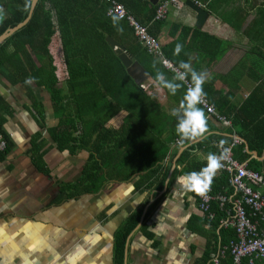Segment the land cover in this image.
I'll list each match as a JSON object with an SVG mask.
<instances>
[{
	"label": "crops",
	"instance_id": "0c3cea01",
	"mask_svg": "<svg viewBox=\"0 0 264 264\" xmlns=\"http://www.w3.org/2000/svg\"><path fill=\"white\" fill-rule=\"evenodd\" d=\"M143 1L154 6L163 0ZM186 1L170 6L149 33L174 67L190 61L195 70L208 73L206 100L229 126L207 118L203 139L182 141L176 134L172 113L186 84L175 95L161 86L157 70L168 79L174 71L151 58L127 29L117 39H105L120 44L144 70L140 84L104 39L119 63L106 53L110 70L99 76L79 72L75 90L68 91L55 21L47 47L51 63L42 51L36 58L26 44L27 56L7 59L11 69L27 63L55 68L57 86L68 99L62 115L44 85L29 76L22 81V74L7 75L9 68L0 67V137L6 143L0 154V264H119L115 256L120 264H209L202 258L205 250L214 251L218 228L205 221L195 192L176 181L203 168L204 157L216 154L214 144L231 138L239 141L231 149L233 159L264 174V34L250 28L264 0H194L208 13L200 25ZM238 8L244 17L239 21L230 17ZM178 43L183 49L174 55ZM5 48L10 56L13 48ZM101 61L83 63L92 69ZM93 95L100 98L99 107L92 104ZM61 130L70 138L62 149L53 139ZM90 163H98L99 170L86 173ZM222 193H233L229 182ZM125 232L124 247L116 254L115 244Z\"/></svg>",
	"mask_w": 264,
	"mask_h": 264
},
{
	"label": "trees",
	"instance_id": "16d2710c",
	"mask_svg": "<svg viewBox=\"0 0 264 264\" xmlns=\"http://www.w3.org/2000/svg\"><path fill=\"white\" fill-rule=\"evenodd\" d=\"M116 1L121 3L126 8V11L131 14L137 22L146 26L148 33L150 32V27L152 25L161 21L154 19L156 9L160 3L152 6L143 0ZM29 2L30 0H0V34L26 18ZM109 6L110 3L103 0H38L34 7V11H32V14L26 24L0 44V67L4 66L6 69L10 67L7 63V59L9 57H16L17 55L27 56L25 50L22 49V45L24 44L28 45L30 51L34 53L36 52V58L39 59L37 50L42 51L43 54L48 56L47 47L50 43V38L55 32L56 27L53 23V21H55L60 37L61 54L67 75L65 85H67L68 91L70 89L72 91L75 90L73 83L76 80L77 73L86 72L89 74L90 72L99 76L100 72H107L110 70V68L106 66V53L115 62L119 63L116 56L106 45L104 41L105 36L108 35L117 39L116 34L121 30L127 29V34L132 36L133 41H137V38L133 36L132 29L129 27L125 19H118V22L114 23L113 18L117 17L107 14ZM146 6L149 7V11ZM240 12L241 9L238 8L237 13L230 15V17L239 21L244 18L243 16H239ZM256 12L258 18L250 26V28L256 29L258 34H264V3L256 8ZM35 41L36 45L35 43H32ZM8 45L13 48V53L10 56L5 55V47ZM32 45H34V48H32ZM143 50L146 52L144 48ZM149 56L152 58L151 55ZM95 59H100L102 61L99 65L94 66L92 69L88 68V66H85L83 63L86 61L95 62ZM48 61L51 63V58L49 56ZM174 64L176 63L174 62ZM54 71L55 68L53 66L42 69L32 66V63H27V66L24 67L21 66L14 69L9 68L8 73L6 74L11 76L22 74V76L24 75L22 81L25 76H29L35 82L44 85V87L51 94L53 104L57 107L55 109H60V115H62L64 110L61 109L68 108V99L67 96L61 95V89L57 86ZM41 74L43 75L42 80L39 79ZM100 79L101 76L98 80H95L94 87L95 85H99ZM16 80L18 79H13L11 82H16ZM94 93L95 92L93 91V94ZM74 100L75 102L78 100V103L80 104L81 99L79 97H75ZM92 104L95 105V107H99L100 98L93 95ZM62 118H64L63 121H68L66 112ZM53 139L57 142V148L61 149L68 147L66 145L70 140L66 130H61L59 132L54 131ZM164 154L165 150L162 149L158 159H161V156ZM97 165L98 168L93 169ZM196 165L197 164H191L194 169H196ZM92 170H99V164L90 163L84 168L86 173ZM227 185V173H225V171H221L219 177L211 182L209 188L212 193H222L223 187H227ZM69 187L70 185H65V188ZM210 211H212L214 217L209 221V223L211 222L210 224L213 229L216 228V226L218 228L217 222L222 213L221 210L218 209L216 201L210 202ZM204 219L208 222V219ZM262 226L264 227V225ZM125 237L126 232L121 239L116 242V254L117 252L121 253L124 247ZM233 240L234 235L231 230L218 228L216 237L214 238V246H227L228 242ZM209 251L210 249L205 250L202 261L209 259ZM115 258L120 264L121 260L119 261L116 256ZM229 263L230 259L228 255L221 260V264ZM243 264H246V262L243 261Z\"/></svg>",
	"mask_w": 264,
	"mask_h": 264
},
{
	"label": "built area",
	"instance_id": "2783aa9c",
	"mask_svg": "<svg viewBox=\"0 0 264 264\" xmlns=\"http://www.w3.org/2000/svg\"><path fill=\"white\" fill-rule=\"evenodd\" d=\"M110 3L107 14L114 15L118 19H125L132 34L138 43L160 65L174 71L175 67L164 55L160 44L148 33L146 26L137 22L126 8L116 0H103ZM179 0H163L156 9L155 20L165 18L170 6H178ZM186 87L189 82H185ZM207 118H213L224 127L229 122L219 116L206 98L200 105ZM239 143L237 138H231L227 143H215L216 154L220 158L221 167L218 171L228 174V182L233 188V193H212L210 189L203 194L195 193L198 200V208L203 217L212 220L214 214L210 211V202L216 201L222 215L218 219V228L229 229L233 232L234 240L227 246H217L209 253V264H221L225 256H229V264H254L256 259L264 261V174L245 167L231 156V149ZM179 145V141H176ZM6 144L0 137V154L5 150Z\"/></svg>",
	"mask_w": 264,
	"mask_h": 264
},
{
	"label": "clouds",
	"instance_id": "9594fccd",
	"mask_svg": "<svg viewBox=\"0 0 264 264\" xmlns=\"http://www.w3.org/2000/svg\"><path fill=\"white\" fill-rule=\"evenodd\" d=\"M113 21L114 23L118 22V18L114 17ZM182 49V44H176L174 55H178ZM208 78L206 71H197L192 67L190 61L183 60L175 66L174 75L171 79H168L159 70L156 72V81L172 95H175L186 81L189 82L179 107L174 109L172 113L177 117L175 132L182 141L203 139L209 131L207 117L200 107L205 102L204 84ZM204 159L206 161L205 166L199 171L187 172L177 178L176 182L184 190L203 194L210 187L216 171L221 167V161L212 152H209Z\"/></svg>",
	"mask_w": 264,
	"mask_h": 264
},
{
	"label": "water",
	"instance_id": "95a60500",
	"mask_svg": "<svg viewBox=\"0 0 264 264\" xmlns=\"http://www.w3.org/2000/svg\"><path fill=\"white\" fill-rule=\"evenodd\" d=\"M37 1L38 0H30L27 16L23 21L16 24L12 28L6 29L3 33L0 34V44L6 38L12 35L15 31H17L18 29H20L26 24L32 11H34V7ZM150 2L152 4H156L158 0H150ZM186 3L190 6L192 11L195 12L197 24L198 25L202 24L208 15V13L205 11L204 6L199 5L194 0H187ZM105 41L107 45L110 47V49L114 52V54L117 55L118 59L121 61V63L125 67L127 74L131 76L133 81H135L137 84H140L141 81L147 75L144 72V70L140 67V65L135 60H133L131 55L128 52H126L124 48L120 44H118L116 41H114L111 37H106Z\"/></svg>",
	"mask_w": 264,
	"mask_h": 264
},
{
	"label": "bare ground",
	"instance_id": "6f19581e",
	"mask_svg": "<svg viewBox=\"0 0 264 264\" xmlns=\"http://www.w3.org/2000/svg\"><path fill=\"white\" fill-rule=\"evenodd\" d=\"M259 172V171H258Z\"/></svg>",
	"mask_w": 264,
	"mask_h": 264
}]
</instances>
